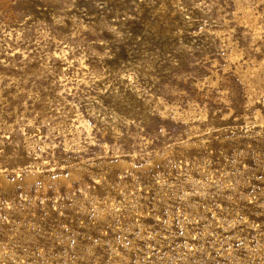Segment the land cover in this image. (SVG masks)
Here are the masks:
<instances>
[{"label":"rangeland","instance_id":"obj_1","mask_svg":"<svg viewBox=\"0 0 264 264\" xmlns=\"http://www.w3.org/2000/svg\"><path fill=\"white\" fill-rule=\"evenodd\" d=\"M0 264H264V0H0Z\"/></svg>","mask_w":264,"mask_h":264}]
</instances>
